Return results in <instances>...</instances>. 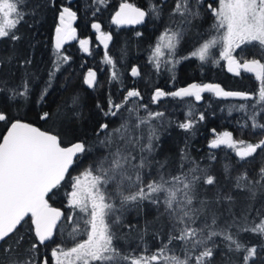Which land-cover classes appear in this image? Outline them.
I'll return each instance as SVG.
<instances>
[{
	"label": "snow or ice",
	"instance_id": "obj_1",
	"mask_svg": "<svg viewBox=\"0 0 264 264\" xmlns=\"http://www.w3.org/2000/svg\"><path fill=\"white\" fill-rule=\"evenodd\" d=\"M103 2V0H99ZM24 0H0V39L10 38L13 41L19 40V36L14 33L18 25L23 21L26 13L22 11L25 7ZM202 0H196L195 7L192 0H175V5L169 13L170 16L179 15L181 23H190L191 19L198 18L201 13L199 7ZM215 23L213 28L223 31V35L218 39H212L203 43L199 48L193 50L190 55L200 61H206L210 55V49L218 43L222 44L220 58L228 62V70L236 71L240 74V69L247 73H252L256 81L259 82L256 93V104H264V0H218V7L209 5ZM162 8L156 4H150L149 10H141L131 4L121 3L120 9L113 16L116 24L140 23L148 14H154L159 18ZM76 14L70 8L64 7L59 14V24L56 27L55 48L59 50L65 38H71V21ZM93 28L99 31V25L93 24ZM182 30L172 31L171 28L165 30L164 37L167 43H158L153 49L151 59L156 62L159 68V59L167 48L168 55L172 56L179 40ZM101 41L107 47L110 35L101 33ZM258 42V44H253ZM85 51H88L87 40L80 41ZM241 45L258 46L257 53L251 60H244L239 63L233 53ZM259 58H255V57ZM14 57L9 55L0 58V65L10 63ZM63 59H67L66 57ZM105 62L113 64L110 56L105 54ZM175 62V61H174ZM215 62V61H214ZM22 63H31L30 60ZM59 63L55 70H59ZM133 76H138L137 68H132ZM54 71L49 72L50 80ZM112 79L116 80L114 72ZM96 82V73L91 69L85 77V83L92 87ZM0 84L7 85L6 80H0ZM50 86V83H49ZM10 94L8 100H15L18 96H26L27 87L24 92H17L14 88L6 89ZM204 91L214 92L217 96L239 97L243 100L252 99V95L247 92L225 91L219 85L196 83L187 87H182L171 93H165L157 88L152 96L153 102L165 96L175 98L195 97L196 101L201 100V93ZM47 93L45 88L41 93V100ZM140 97L138 90H129L123 101L115 103L109 97L108 110L105 116L116 117L120 110L125 108L131 98ZM78 103V97H72V105ZM97 107H101L99 104ZM147 111L146 117L137 116L136 123L130 125L125 120L119 127L109 130L107 123H102L97 130L98 134L103 132L104 139L98 140L101 148L106 149V155L98 159L94 166L84 173L85 179L76 178L73 184V191L70 195L69 204L79 208L88 214L89 219L85 224L90 226L85 229L87 239L75 243L73 247L65 250L57 245L51 252L55 264H211L214 257L216 237L221 238L229 253L240 254L242 251L243 264H250L260 252H264V246L251 245L238 239L241 233H253L264 237V214L257 210L259 221L249 224V213L252 210L249 205L247 211L236 216L233 212L235 198L231 192L225 194L219 188L209 197L205 192L201 196L199 185L203 182L206 186L216 184V178L207 174L209 168H200L199 163L192 160L184 149H181L180 171L176 175L166 174L164 169L168 165V160L153 161L150 159L158 148L159 137L156 130L151 126V121L164 116L163 112H151L147 105H139L128 109L129 113L138 112L139 108ZM245 105H241L243 109ZM255 107V106H254ZM264 111V108L261 109ZM49 113H44L41 119H47ZM200 119H204L203 115ZM252 121L253 130H264V125L256 120V113L253 112L248 117ZM7 120V115L0 112V121ZM142 126H147V142H144L143 135L137 136L134 130H141ZM180 128L188 130L192 127V122L187 121L178 125ZM113 146L115 148L113 149ZM226 146L235 150V155L240 160L252 157L257 150L264 148V140L256 144L245 143L243 140L233 139V134L223 132L209 142L211 149ZM139 152V156L136 152ZM86 142L78 141L70 147H61L58 134L42 131L31 124L16 120L11 123L7 134L0 141V244L18 232V226L25 222V217L31 214V223L35 227V241L29 243V247L24 250L21 258L19 247L24 240L20 235L12 243L3 247L2 251L7 257L6 264H37L35 253L38 244L44 245L53 237V230L57 227V222L61 219V212L51 208L45 196L54 189L64 179L69 165L73 163V157L77 154L89 152ZM215 160V156L209 157ZM191 163L193 166L184 171L185 164ZM153 164L159 165L157 173L159 178L143 183L144 169L151 168ZM228 168L225 167L227 172ZM96 174H93V173ZM115 185L112 191L108 189ZM235 189L246 191L249 195L247 199L254 201L258 192H264V167L259 170V179L251 180L247 177V172L236 178ZM134 189V190H133ZM163 195V200L160 196ZM145 202L151 204L158 211V218L167 217L169 221V232L167 243L162 242V246L151 256L141 254L124 253L116 246L119 236L115 229L127 227L129 231L137 228L134 224L124 223V214L131 208L137 210V215L144 211ZM198 202V206H194ZM163 204V212H159ZM226 205L225 211L231 216V221L226 222L224 227H219L218 208ZM216 206V207H213ZM204 217L201 227H194L199 217ZM72 219V217H68ZM210 221V222H209ZM152 222L146 221L144 229L140 231V239L147 233ZM236 232L233 233L232 229ZM78 228L73 229L70 235L75 239ZM163 228L154 233L157 239L161 238ZM178 233V234H176ZM174 241L182 243L181 252L183 259L177 255H169L172 251L170 245ZM198 253V254H197ZM0 264H5L4 259H0ZM43 264H48L45 259ZM231 264H235L232 261Z\"/></svg>",
	"mask_w": 264,
	"mask_h": 264
},
{
	"label": "trees",
	"instance_id": "obj_2",
	"mask_svg": "<svg viewBox=\"0 0 264 264\" xmlns=\"http://www.w3.org/2000/svg\"><path fill=\"white\" fill-rule=\"evenodd\" d=\"M124 1H132L148 7L150 4H156L168 12H171L172 6L175 5V0H103L102 3L99 0H24L26 6L22 8V11L26 15L14 30V33L20 37L19 40L0 39V58L9 55L14 57L10 63L0 65V80L7 81L6 86L0 84V112L7 115V120L0 121V141L10 124L20 120L36 126L42 131L58 134L61 147H70L73 143L84 141L86 147L90 149L89 152L73 157V163L69 165L64 179L45 196L48 205L58 209L62 215L53 237L44 245L38 244V250L35 253L37 264H41L45 259L48 260V264H53L51 252L57 245L67 250L75 243L86 239L85 229L90 226L86 225L85 221L89 219V216L69 204L68 195L73 183L72 178L85 173L86 170L94 166L98 159L106 155V149L101 148L98 144V140L104 139L105 135L103 132L99 134L97 132L100 124L107 123L109 130L119 127L125 120L130 125H134L137 116L146 117L147 111L141 107L138 112L130 114L128 109L141 104L147 105L151 112L164 113L163 117L151 121V126L155 128L156 135L159 137L156 142L159 146L150 159L153 161L168 160V165L164 169L166 177L169 173L176 175L180 171V150L184 149L192 160L199 163L200 168H209L207 174L216 178V184L213 186L200 183L201 196L206 192L211 197L217 188L225 194L231 192L235 198L233 212L236 216L247 211L251 205L249 224L259 221L257 210L264 214V192H258L257 198L251 201L247 199L249 194L246 191L234 188L236 178L245 172H247L248 179H259V170L264 167V148L258 149L252 157L242 161L235 155V150L228 149L226 146L216 149L209 147L212 138L222 131L232 133L233 139L243 140L245 143L256 144L264 140V130H253L252 121L248 119L255 112L256 120L259 124L264 125V111H261L264 104H256L259 82L256 81L254 75L250 76L243 69L240 70L239 75L236 73L234 75L227 74L223 70L222 60L218 59V49L214 46L210 49V55L206 61L192 57L190 55L192 49H177L171 61L166 62L165 66L159 65V68L156 67L155 62L152 64L149 61L148 66L143 65L142 72L137 77L140 84L135 85V80L126 76L125 65L137 62L131 59L136 47L139 50L144 43L137 42L132 37L135 34H121L120 32L118 34L116 31L113 16ZM205 2H202L199 11L204 16H210V20L212 19L211 11H208ZM194 3L192 2L193 6L196 5V2ZM165 4L168 7H165ZM64 7L70 8L76 14L75 19L71 21V30L74 31H71V42L66 44L67 41H64L65 44L57 50L54 42L55 30L59 24V14ZM93 24H98L104 30L111 32L112 44L108 49H102L100 45L94 47L96 42L94 33L92 34ZM207 29L201 30L200 28L199 31L200 34L202 33L200 38H203V42L210 40V36H206ZM149 38L151 40L152 35ZM81 40L88 41L85 47L90 49V53H87L81 46ZM89 42L92 43V47ZM253 44H258V42H253ZM257 51L258 46L241 45L233 55L240 63H243L244 60L253 59ZM105 54L112 58L113 64L105 62ZM180 56H183L184 59L180 60ZM65 57L67 59H63ZM25 60H30L31 63H22ZM57 63L60 65L59 70H55ZM151 64L152 66H150ZM90 69L96 73V83L93 87H88L83 78ZM50 71H54L51 80ZM114 72L117 75L116 80L112 79ZM163 79L165 80L161 87L165 93L174 92L190 83L198 85L208 83L218 84L225 91L247 92L253 98L243 100L239 97L217 96L214 92L204 91L201 93L200 101H196L195 97L181 99L165 96L153 102L150 95L156 84ZM25 85L27 87L26 96H18L15 100L7 99L10 93L6 89L14 88L17 92H24ZM45 88H47V93L41 100V93ZM132 89L138 90L140 97L131 98L127 106L121 109L116 117L104 115L109 107V97L115 103H120L126 93ZM72 97H78V103L71 107L68 106V102H72ZM98 104L101 107L98 108ZM242 104L245 105L243 109L241 108ZM44 113H49L47 119H41ZM87 115L91 117L90 121L83 122L84 116ZM202 115L204 119H200ZM51 120L54 124H60L61 121L69 124L67 127L71 126L70 128L77 132L75 137L70 141L63 140L60 131L57 132L51 126ZM187 121L192 122L190 129L185 130L178 126ZM78 129L81 131H77ZM148 131L147 126H142L141 130H134V134L143 135L146 143ZM114 148L115 146H113ZM136 155L139 156L138 150ZM210 156H215V160H211ZM192 166L191 163L185 164L184 171ZM226 166L227 172L225 171ZM158 167L159 165L153 164L151 168L144 169L143 183L145 185L149 181L159 178ZM114 187L115 185H112L108 190L112 191ZM160 199L163 200V195L160 196ZM194 206H198V202ZM225 208L226 205L218 208L219 227H224L226 222L231 221V216L228 215ZM163 210L164 207L161 204L159 212H163ZM68 217H72V219H68ZM146 221L152 223L141 241L140 231L144 229ZM124 223L137 226L131 231L127 227L115 229L119 236L116 246L124 253L134 254L137 257L141 254L151 256L162 246V242L167 243L168 218L166 216L158 218L157 209L147 202H145L144 211L139 215L135 208L126 211ZM203 223L204 217L201 216L193 226L201 227ZM74 228L79 230L74 234L75 239L70 235ZM161 228H163V233L161 238L157 239L153 234L159 232ZM232 231L235 233L236 229L233 228ZM20 235L24 236V240L20 244L19 253L22 259H26L27 257L23 255L24 250L29 247L30 241L37 242L31 218L28 215L25 217V222L18 226V232L11 235L4 244H0V259H4L5 264L7 257L2 251L3 247L12 243ZM214 239L218 247L214 251L211 264H231L232 261H235V264H243V251L238 255L229 253L221 238ZM238 239L248 246H264V237L250 232L241 233ZM182 243L174 241L170 245L172 251L168 254H174L183 259ZM250 264H264V252H260L258 249L257 257L251 260Z\"/></svg>",
	"mask_w": 264,
	"mask_h": 264
},
{
	"label": "flooded vegetation",
	"instance_id": "obj_3",
	"mask_svg": "<svg viewBox=\"0 0 264 264\" xmlns=\"http://www.w3.org/2000/svg\"><path fill=\"white\" fill-rule=\"evenodd\" d=\"M203 1H206L205 2V4H206V6H207V9H208V11H210L209 10V5H212V7H216L215 6V4H216V0H202V2ZM193 3L194 2H196V0H193L192 1ZM123 3H127V4H131V5H133L134 7H138V8H140L141 10H145L146 12L149 10V7L147 6V5H139L138 3H136V2H129V1H124ZM195 4V3H194ZM165 7H168L166 4L164 5ZM174 6H172V8H173ZM195 7V6H194ZM164 8V7H163ZM119 9H120V7L118 8V10L117 11H119ZM169 13L170 12H168L165 8H164V10H162V14L160 15V17L159 18H156V16L154 15V14H148V15H146L145 16V18H144V20L143 21H141L140 23H134V24H130V25H120V24H116L115 22H114V26H116V31H117V33L119 34V32L121 33V34H135V35H133L132 37L133 38H135V40L137 41V42H139V43H144L143 44V47L140 49L139 48V50L137 49L138 47H136V51H135V53H134V56L132 57V59L131 60H133V61H137V62H135V63H130V64H128V65H125V67H126V76H128L129 78H131V79H134L135 80V82H134V84L135 85H138V84H140V82L138 81V78L137 77H139L140 76V73L142 72V68H143V65H147L148 66V64H149V62H148V60H149V54L151 53V50H152V44H153V40H154V35H156L157 34V31H161V32H164L165 33V30L166 29H168V28H171V30H173L172 29V27H170V20L171 19H173V20H175V19H177V17L176 16H170L169 15ZM211 13V18L212 19H210L209 20V17L210 16H204L203 15V13H201V15L198 17L199 19H201V20H204L205 22H206V25H207V27H206V29H207V34H206V36H210V38L209 39H212L213 37H216L217 39L220 37V36H222V30L221 31H217L216 29H214L213 28V24L215 23V18H214V16H213V14H212V12H210ZM179 16V15H178ZM167 21H168V24H167ZM105 33L106 35H112L111 34V32H109V31H106V30H104L103 28H101V27H99V31L96 29V28H93L92 29V34L94 35V40H95V44H94V47H96V46H101V48L102 49H108L110 46H111V44H112V36H111V39L108 41V44H107V47H105V44L101 41V39H100V36H101V33ZM103 33V34H104ZM202 34V33H201ZM200 34V35H201ZM152 35V39L150 40V38H149V36H151ZM200 35H199V37H197L196 39H192V43L194 42L195 44H194V46L191 48L192 50H195V49H197V48H199L203 43H205L206 41H208V40H205V42H203V38L201 39L200 38ZM91 39V38H90ZM71 39L70 38H65V40L64 41H67V43L66 44H68V43H70L71 41H70ZM186 40H184V37L183 36H181V38H180V40H179V44H180V47L182 46V44H183V42H185ZM54 42H56V38H55V40H54ZM138 43V44H139ZM65 43H62V45H64ZM91 42H89V45L91 46ZM185 44H187V42L185 43ZM220 43H218L215 47L218 49V45H219ZM61 45V46H62ZM89 45H88V47H89ZM142 45V44H141ZM92 47V46H91ZM144 48V49H143ZM87 53H90V49H88V51H86ZM174 56H175V53L173 54ZM173 57V56H172ZM181 59H184V57L183 56H180V60ZM239 62V61H238ZM224 63V60L222 61V64ZM240 63V62H239ZM223 66V65H222ZM133 67H135V68H137L138 69V71H139V75L138 76H133L131 73H132V68ZM224 70V69H223ZM240 70H242V69H240ZM165 71V70H164ZM247 74H249L250 76H252V75H254V74H252V73H247ZM164 80L165 79H163V80H161V81H159L157 84H156V87L153 89V93H154V91L157 89V88H159V89H162V83H164ZM140 81H141V79H140ZM137 82V83H136ZM143 82V81H142ZM96 83V82H95ZM191 84H193V83H191ZM215 85H218V84H215ZM94 86V85H93ZM220 86V85H219ZM221 87V86H220ZM163 90V89H162ZM151 98H152V96H151ZM30 217H31V214L29 213L28 214Z\"/></svg>",
	"mask_w": 264,
	"mask_h": 264
},
{
	"label": "rangeland",
	"instance_id": "obj_4",
	"mask_svg": "<svg viewBox=\"0 0 264 264\" xmlns=\"http://www.w3.org/2000/svg\"><path fill=\"white\" fill-rule=\"evenodd\" d=\"M215 6L216 7H218V0H216V4H215ZM176 17H177V19H175V20H173V19H171L170 20V27H172V31H176L177 29H180V30H182V36L184 37V40H186L185 42H183V44H182V46L180 47V44L178 43V45H177V47H176V49H175V51H174V53L177 51V49L179 50V49H181V50H191V48L194 46V42L192 43V39H196L197 37H199V35H200V33H199V31H200V28H201V30L203 29H206V27H207V25H206V22L204 21V20H201V19H199V18H195V19H191V18H189L190 20H191V22L190 23H181V17L180 16H178V15H176ZM167 24H168V21H167ZM162 31V30H161ZM161 31H157V34L156 35H154V40H153V44H152V50H151V53L149 54V60H148V62L150 61V62H152V64H154V61L151 59V57L153 56V49H154V47L158 44V43H167V39H166V37L163 39V41L160 39L161 37H164V32H161ZM56 32V31H55ZM104 33V32H103ZM105 34V33H104ZM222 35H223V31H222ZM187 42V44H185ZM180 47V48H179ZM222 47H223V45L222 44H219L218 45V52H219V54H218V59L219 60H222L223 61V59H221L220 58V52H221V50H222ZM162 51L164 52V55H162L161 57H160V59H159V65H162V66H165V64H166V62H169V61H171V59H172V56H169L168 55V49L167 48H163L162 49ZM173 53V54H174ZM152 64L150 65V66H152ZM155 64H156V62H155ZM223 65V64H222ZM223 67V66H222ZM86 75H87V73L84 75V82H85V77H86ZM191 84V83H190ZM190 84H187L186 86H184V87H187L188 85H190ZM208 84V83H207ZM94 85H95V83H94ZM200 85H204V84H200ZM93 87V86H92ZM150 96H153V93L150 95ZM65 102H67V101H65ZM72 105V102H68V106H71ZM72 107V106H71ZM75 108V107H74ZM90 119H91V117L90 116H84V120H82L83 122H87V121H90ZM60 124H54L53 123V120H51V122H50V124H51V126L54 128V129H56L57 130V132H59L60 131V133H61V135H62V139L63 140H67V141H70V140H72L74 137H75V135H76V131H74V129L73 128H70L71 126H69V127H67L68 125L66 124V122H63V121H61V122H59ZM77 131H81L80 129H78ZM223 132H225V131H222L221 133H223ZM218 134H220V133H218ZM218 134H216V135H218ZM215 137V136H214ZM213 139V138H212ZM76 178H80L81 180H84L85 179V176H84V173H82V174H80V175H76V176H74L73 178H72V185H71V189H70V191H69V199H70V195H71V193H72V191H73V184L76 182ZM86 239H87V237H86ZM41 264H43V261H42V263ZM53 264H55V261H54V259H53Z\"/></svg>",
	"mask_w": 264,
	"mask_h": 264
},
{
	"label": "water",
	"instance_id": "obj_5",
	"mask_svg": "<svg viewBox=\"0 0 264 264\" xmlns=\"http://www.w3.org/2000/svg\"><path fill=\"white\" fill-rule=\"evenodd\" d=\"M120 25H130V24H120ZM224 68H225V71L226 72H228V73H230V74H234V73H236V71L235 70H233V71H229L228 70V62L226 61V60H224ZM240 71V70H239ZM234 92H237V91H234ZM34 127H36V126H34ZM37 128V127H36ZM8 131V130H7ZM6 134H7V132H6ZM58 223V222H57ZM32 224V223H31ZM33 226V230H34V233H35V227H34V225H32ZM55 230V229H54ZM54 230H53V233H54Z\"/></svg>",
	"mask_w": 264,
	"mask_h": 264
},
{
	"label": "bare ground",
	"instance_id": "obj_6",
	"mask_svg": "<svg viewBox=\"0 0 264 264\" xmlns=\"http://www.w3.org/2000/svg\"><path fill=\"white\" fill-rule=\"evenodd\" d=\"M234 57H235V56H234ZM235 58H236V57H235ZM236 59H237V58H236ZM237 61H238V59H237ZM223 69H224V71H225L224 64H223ZM225 72H226V71H225ZM226 73L229 74V75H234V74H235V73H234V74H230V73H228V72H226ZM213 85H215V84H213ZM10 126H11V124H10ZM10 126H9V127H10ZM9 127H8V128H9ZM6 132H7V131H6ZM5 134H6V133H5Z\"/></svg>",
	"mask_w": 264,
	"mask_h": 264
}]
</instances>
